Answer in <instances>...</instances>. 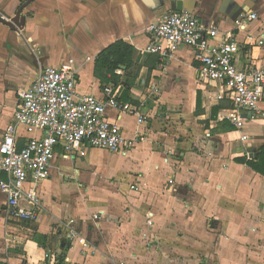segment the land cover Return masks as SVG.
Segmentation results:
<instances>
[{"label":"crops","instance_id":"1","mask_svg":"<svg viewBox=\"0 0 264 264\" xmlns=\"http://www.w3.org/2000/svg\"><path fill=\"white\" fill-rule=\"evenodd\" d=\"M27 1L0 0V16L10 20ZM172 11L218 27L214 42L233 32L249 44L246 62L264 65V0H32L24 26L0 20V142L18 91L71 59L79 93L100 96L113 83L144 118L110 108L129 140L124 151L56 156L37 221L14 219L0 189V264H264V176L239 161L264 146V118L248 122L241 140L221 117L230 102L217 100L219 87L198 82L193 49L164 64L145 50L147 25ZM117 41L134 48L138 67L131 78L120 65L106 83L96 60ZM18 131L20 144L39 134Z\"/></svg>","mask_w":264,"mask_h":264},{"label":"built area","instance_id":"2","mask_svg":"<svg viewBox=\"0 0 264 264\" xmlns=\"http://www.w3.org/2000/svg\"><path fill=\"white\" fill-rule=\"evenodd\" d=\"M256 17L255 12L249 14V18ZM237 26L244 27L242 21H237ZM146 33L149 43L145 50L158 55L162 64L182 46L195 51L198 82L219 87L217 100L230 102L221 117L246 141V124L264 118V65L246 62L249 44L239 42L233 32L214 42L220 33L218 27L204 24L187 11L163 14L147 25ZM77 87L71 59L67 64L44 67L28 88L18 91L13 121L0 142V169L7 176L0 179V189L14 219L37 221L42 209L40 185L50 177L56 156L83 154L88 147L124 151L129 140L121 125L107 116L108 109L138 115V121H144L135 106L119 99V88L113 83L105 85L100 96L81 94ZM20 126L39 134L20 144ZM65 226L68 238L75 240L76 230Z\"/></svg>","mask_w":264,"mask_h":264},{"label":"trees","instance_id":"3","mask_svg":"<svg viewBox=\"0 0 264 264\" xmlns=\"http://www.w3.org/2000/svg\"><path fill=\"white\" fill-rule=\"evenodd\" d=\"M133 53L134 48L124 41L113 43L99 54L95 64L96 75L106 83L112 82L113 76H116V68L120 65H124L126 71H128V75L132 72L129 76L135 78L138 63H134ZM101 71H104L105 75L102 74ZM108 74H110V76H108ZM129 81L131 82L132 80ZM125 84L127 85V83ZM239 161L246 162L254 171L264 176V146L255 151V157L253 159L244 158Z\"/></svg>","mask_w":264,"mask_h":264},{"label":"water","instance_id":"4","mask_svg":"<svg viewBox=\"0 0 264 264\" xmlns=\"http://www.w3.org/2000/svg\"><path fill=\"white\" fill-rule=\"evenodd\" d=\"M32 0H29L25 3V5L17 12V14L10 18V20L4 19V17L0 16V20L3 21L5 24L11 26V27H22L25 24L26 17L22 15L23 8H25L29 3H31Z\"/></svg>","mask_w":264,"mask_h":264},{"label":"rangeland","instance_id":"5","mask_svg":"<svg viewBox=\"0 0 264 264\" xmlns=\"http://www.w3.org/2000/svg\"><path fill=\"white\" fill-rule=\"evenodd\" d=\"M12 89H14V87H11ZM14 102H13V100H12V102H11V104H13ZM3 128V127H2Z\"/></svg>","mask_w":264,"mask_h":264}]
</instances>
